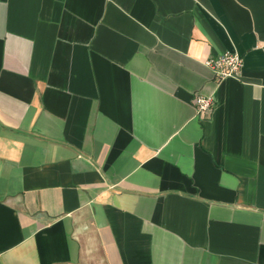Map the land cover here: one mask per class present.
I'll return each mask as SVG.
<instances>
[{"label":"crops","instance_id":"0c3cea01","mask_svg":"<svg viewBox=\"0 0 264 264\" xmlns=\"http://www.w3.org/2000/svg\"><path fill=\"white\" fill-rule=\"evenodd\" d=\"M0 264H264V0H0Z\"/></svg>","mask_w":264,"mask_h":264},{"label":"built area","instance_id":"2783aa9c","mask_svg":"<svg viewBox=\"0 0 264 264\" xmlns=\"http://www.w3.org/2000/svg\"><path fill=\"white\" fill-rule=\"evenodd\" d=\"M243 56L236 52H226L216 56H211L206 60L216 75V79L222 80L228 76H237L243 67ZM194 104L199 115H205L210 112L215 105V97L213 94L203 92L195 93Z\"/></svg>","mask_w":264,"mask_h":264}]
</instances>
